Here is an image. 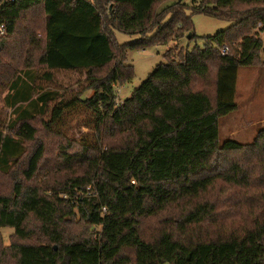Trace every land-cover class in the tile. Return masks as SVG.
<instances>
[{
	"label": "trees",
	"instance_id": "trees-1",
	"mask_svg": "<svg viewBox=\"0 0 264 264\" xmlns=\"http://www.w3.org/2000/svg\"><path fill=\"white\" fill-rule=\"evenodd\" d=\"M168 1L0 0V101L15 115L6 123L0 116V176L11 186L0 190V229L38 242L15 245V264H264V129L251 143H220L222 120L239 108V70L264 71V0L162 7ZM194 15L232 25L193 49L170 48L167 63L119 103L116 86L134 79L128 50L197 40ZM115 32L141 40L119 45ZM57 70L87 72L92 96L50 107L57 94L40 82L54 81ZM80 108L119 144L91 155L67 146L62 162L73 174L38 185L45 145L33 123L53 132ZM219 188L225 210L198 203ZM181 205L191 209L175 223L180 236H143V220ZM75 217L85 227L71 235Z\"/></svg>",
	"mask_w": 264,
	"mask_h": 264
},
{
	"label": "rangeland",
	"instance_id": "rangeland-1",
	"mask_svg": "<svg viewBox=\"0 0 264 264\" xmlns=\"http://www.w3.org/2000/svg\"><path fill=\"white\" fill-rule=\"evenodd\" d=\"M179 0H171L165 2L162 7L176 2ZM186 3H190V0H185ZM40 19L36 25L37 30L41 31L43 28V16L42 13L36 12ZM194 31L199 37L197 40L191 41L188 39V35L184 38L177 39L170 43L168 46H150L145 50H128L127 61L128 64L132 65L134 68V79L132 82L125 84L123 86H116L117 90V101L119 103L124 102L129 99L133 92L138 89L149 76L161 65L167 63L165 57L167 51L170 48L184 47L193 49L196 44L201 46L202 38L213 36L218 32L225 31L231 27V23L227 21L217 20L204 15H194L193 18ZM42 35V33L40 34ZM152 35V34H151ZM149 35V36H151ZM191 35V34H190ZM114 37V35H113ZM115 39L119 45H130L141 40V36L129 35L122 32H115ZM264 42V35L262 36ZM264 58V51H263ZM5 61L9 62L10 57H6ZM255 70L257 71L256 77L254 76ZM251 71V72H250ZM263 70L261 68H242L239 70V77L237 82V104L241 107L245 98L251 89H253V83L256 82V87L261 84L263 76ZM253 82V83H251ZM43 88H47L57 94L55 97V102L51 103L50 107L55 104L65 101L73 100L76 95H82L84 99L92 96L93 92L87 90V72L85 71H65L57 70L54 71V81L46 82L42 80L40 82ZM1 87V86H0ZM2 88V87H1ZM0 88V97L2 98L7 92ZM241 110V109H240ZM0 116L3 115V121L9 122L10 119H15V115L12 110L5 107L0 101ZM236 114L231 116L235 117ZM237 117V116H236ZM50 120V114L45 118V121ZM60 126L54 128L53 132H49L45 128V122H40L36 120L33 124L38 128V142L45 145V155L41 163L40 176L38 177V185L45 187L48 185H58L73 174V171L68 170L63 165L62 152L67 146H71L69 153L71 154H81L84 150H89V154H93L94 149H106L111 145L119 144L115 138H113V131L102 129L100 131H95V124L91 122L89 114L82 108L73 111L69 115H66L64 120L58 122ZM220 125V143L221 145L227 141L232 140L225 133V130H221ZM217 165L214 163L210 169L216 168ZM222 188L210 192L205 198H201L198 203L207 202L211 206H216L217 211L225 210V197L221 194ZM0 190L3 193H10L11 186L9 180L0 176ZM10 190V191H9ZM190 207L172 206L166 212L161 213L158 217L152 219H145L142 221L141 233L143 236L152 240L153 235L157 234L161 230H169L174 233L175 236H180L177 233L178 226L175 225L180 221L181 217L190 211ZM68 220V219H67ZM70 223L66 230L71 235H76L84 230V223L79 218L75 217L68 220ZM35 223L29 225V230L35 226ZM24 242L30 244H37L36 237L32 240H25L19 238L16 235V230L14 228H2L0 229V264H15L13 260L14 246H18ZM169 264V263H166Z\"/></svg>",
	"mask_w": 264,
	"mask_h": 264
},
{
	"label": "crops",
	"instance_id": "crops-1",
	"mask_svg": "<svg viewBox=\"0 0 264 264\" xmlns=\"http://www.w3.org/2000/svg\"><path fill=\"white\" fill-rule=\"evenodd\" d=\"M253 74L256 77L257 71L255 70ZM262 74L263 76L259 78L262 79L259 86L256 87V82H251L253 89L243 98L244 102L241 107L239 106L238 110L233 113L236 114L235 117L231 114L223 119L221 130L224 129L229 138L241 144L253 142L264 129V71Z\"/></svg>",
	"mask_w": 264,
	"mask_h": 264
},
{
	"label": "built area",
	"instance_id": "built-area-1",
	"mask_svg": "<svg viewBox=\"0 0 264 264\" xmlns=\"http://www.w3.org/2000/svg\"><path fill=\"white\" fill-rule=\"evenodd\" d=\"M4 35V26L0 27V36ZM229 54V47L224 46L222 49V55H228Z\"/></svg>",
	"mask_w": 264,
	"mask_h": 264
},
{
	"label": "water",
	"instance_id": "water-1",
	"mask_svg": "<svg viewBox=\"0 0 264 264\" xmlns=\"http://www.w3.org/2000/svg\"><path fill=\"white\" fill-rule=\"evenodd\" d=\"M191 36H192V35H188V39H189V40H191Z\"/></svg>",
	"mask_w": 264,
	"mask_h": 264
}]
</instances>
